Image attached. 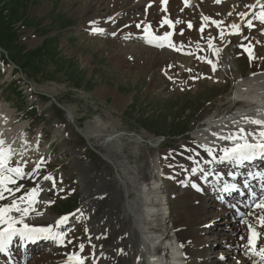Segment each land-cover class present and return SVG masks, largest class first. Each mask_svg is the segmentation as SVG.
<instances>
[{
  "label": "rangeland",
  "instance_id": "obj_1",
  "mask_svg": "<svg viewBox=\"0 0 264 264\" xmlns=\"http://www.w3.org/2000/svg\"><path fill=\"white\" fill-rule=\"evenodd\" d=\"M237 1L241 2L231 0L215 7L214 10H219L221 15L216 14L215 19L211 16L212 22L220 20L225 24L221 25L224 30L220 25L217 26L221 30L218 33L229 30L228 25L234 20L233 12L241 5ZM80 8L83 9L79 0H0V28L6 25L5 27L14 31V34L12 31L8 33L9 37L0 33V61L4 64H0V117L12 120L1 119L0 122L16 125L25 121L28 124L25 131L29 137L24 135L20 140L24 139V144L27 143L31 148V155L44 151L39 162L53 175V185L56 182L55 187L50 186L48 192L53 214L67 216L69 213H82L87 219L92 214L89 211H92L90 205L84 208L80 205L81 192L75 173L77 163L90 164L93 173L101 171L107 180L115 176L121 166L126 165H141L142 168L149 166L156 172L159 161L166 177L163 186L166 185L168 190L173 221L180 225L184 220L190 222L194 216L186 208L197 206V203H193L195 196L191 194L192 203L184 199L183 194L188 191V186L186 188L183 183H179L180 180L174 181L169 177L173 175L179 178L182 170L178 167L179 171H175L171 164L172 167L166 162L163 164L161 153L178 156L181 151L192 147L191 140H200L201 134L196 129L199 119L207 113L206 108H212L211 104L232 86L230 76L223 71V66L226 65L225 54L232 55V65L237 66L236 71L241 76L260 70L262 61L258 59V48L261 45L260 40H255L256 37H262L260 27L245 26L241 33L239 31V35L234 34L231 38L224 33V37L219 35L220 46L224 47L216 58L219 81L206 83L202 77L208 72V60L207 57L198 59L197 54L211 53L207 43L201 47V51L205 53L200 52L191 42L183 45L184 52H177L176 62L189 66L188 73L181 69V64L167 70L155 65L148 70L147 67L143 68L142 60L134 61L129 55L123 58L126 61L121 64L112 54L120 49L116 39H120L117 37V30L122 26L115 30L117 34L114 35V44L102 42L107 34L103 37L93 34L94 31L80 23V14H73V11H79ZM192 8L187 13L194 14L196 10L193 12ZM102 12L104 11L99 10V13ZM241 21L240 25L244 22ZM146 27L147 25L144 29ZM144 29L137 30L141 31L140 37L145 35ZM110 34L112 33L109 32L108 36ZM244 45L252 48L254 59L249 58ZM37 48L40 49L36 53L28 55ZM136 64L140 67H135ZM167 71L172 72L167 75ZM231 107L235 109L237 103L227 100L209 113L216 111L212 112L213 116L223 114ZM67 108L74 112L78 125L67 120ZM96 119L106 121L107 124L101 131L92 134L94 136L90 143L77 130L86 122L91 123ZM115 132L120 133L121 137L120 150L112 154L116 165L102 159L97 153L105 151L109 135ZM34 136H38L39 141ZM23 147L22 144L16 147L17 152ZM133 152H137L138 156L135 157ZM181 157L185 158V155L182 154ZM210 195H202L207 206L211 202ZM105 198L101 197V200ZM260 202L259 199L256 204ZM105 203L106 201L100 203L101 208L105 207ZM213 214L220 216L217 208L213 210ZM200 221L206 229L202 232L200 241L212 243L210 238H215L216 248L199 250L196 246L190 255L189 264H204L203 261L210 264H241L243 257H247L252 263L248 259L252 252H249V231L245 223L237 224L236 230L230 232L234 228L230 218H221L220 225L229 229L227 234L240 245L238 252L226 254L233 249L217 244V241H222L225 237L214 236L209 232L216 227L215 220L208 216L202 217ZM85 222L73 221L66 228L69 238H74L76 243L84 241L87 254H90L89 243L84 237L89 232ZM120 232L121 229H118L112 235L116 237ZM261 239L260 234L258 241L256 240V248L261 244ZM227 250L228 252L221 253L223 258L216 259V252L220 254Z\"/></svg>",
  "mask_w": 264,
  "mask_h": 264
},
{
  "label": "bare ground",
  "instance_id": "obj_2",
  "mask_svg": "<svg viewBox=\"0 0 264 264\" xmlns=\"http://www.w3.org/2000/svg\"><path fill=\"white\" fill-rule=\"evenodd\" d=\"M79 1H81L83 9L80 8L79 11H73V14H80L82 19L80 23L88 26V30L97 27L103 28L105 30L104 33L92 32L102 37L107 34V37L103 38L102 42L109 41L114 44L116 40L118 41L120 49L112 55L116 56L118 58L117 61L121 64L126 61L123 58L129 55L134 61L142 60L143 68L147 67L148 70L155 65H160L167 70L172 66L176 67L177 64L179 66L181 64V69H185V73H188L190 72L189 66L187 67L175 60L177 51H184L183 45H187L189 42L194 43L200 52L205 53L201 49L206 43L209 46V40L211 39L212 46H209L211 53L202 55H207V60H211L213 63H216L218 56L216 50L218 49L220 54L223 51L224 47L220 46L219 42V35L221 34L216 29L217 24H213L211 19V16L214 17L220 12L219 10H214L217 7L214 0H187L188 6H193L196 10L194 14L187 13V10L182 6L181 0ZM165 1L167 3L163 9L162 4ZM240 1H237V3L239 2L241 5L235 11L232 10L234 11V20L230 22L227 32V35L231 37L235 31L231 27L233 24L239 25L240 31L244 29L245 24L249 25V21H251L252 27L258 26L255 20L261 9L257 4V0ZM259 2L264 4L262 0H259ZM99 10L104 12L99 13ZM205 17L210 19L205 20ZM238 19L246 21L240 25ZM165 20L172 21L176 25L175 32L170 40L175 45L174 48L168 46V40H164L167 44L163 48L158 45L164 41L150 44L145 35L140 37L141 31L138 32L137 30L139 28L144 29L145 25L147 27L150 26L151 33L156 37L164 36L166 32L169 33L170 24L165 23ZM176 21L180 22L175 23ZM189 23L191 27H189ZM159 27L162 28L160 29ZM202 27L203 31H201ZM117 28L119 40H115L112 34L108 36L109 32L113 33ZM260 35L262 37L255 38L256 41L260 40L259 44L261 45L258 48L260 50L258 59L262 61L260 70L251 71L248 76H241L236 71L237 66L232 65V55H229V53L225 54L226 65L223 66V71H226L230 76L232 86L222 97L215 99L216 101L211 104L212 108H206L207 113L199 119L196 129L201 134L200 140H191L192 147L181 151L178 156L163 155L161 153L163 164L165 162L169 166L171 164L173 167H170L175 171H179L178 167L182 170V172H179V178L178 176H173L172 179L174 181L179 179L182 182L189 181L188 184L196 189V193L189 189L187 192H183V197L187 202L190 201L192 203L191 194H193L195 196L193 203H197V206L193 205L194 207L189 206L186 208L194 216L190 222L184 219L181 222L182 219L180 218V225L173 221V210H171L168 190L164 189L166 185L162 186L161 183L157 182L155 172L149 166L146 168H142L141 165L121 166L115 176L106 180L101 171L93 173L90 164L77 163L75 165V173L77 176L76 182L81 192L80 205L83 208L90 205L92 211H89L92 214H89L88 219L82 213L73 215L68 218L66 223L56 225L55 222L59 220L60 216L51 212L50 195L48 193V189L55 187L56 182L53 185L55 181L53 180V175L47 172L39 162V157L45 154L44 151H38V155H35L37 152L31 155V148L27 146V143L26 145L24 144V139L20 140L24 138V135H28L25 132V121L14 125L11 123V119L1 117L0 120H11V122H0V140L4 142L0 147L11 149L8 166H19L24 175L15 176L13 174L15 183L7 185L12 190L11 192L0 189L4 196L3 199H0V207L11 204L13 201H16L22 208L29 206L30 193L35 188L38 192L35 202L31 204L32 210L24 217L25 223L33 227L51 225L52 231L59 233L64 232L63 229L69 222L86 221L85 227L89 228V232L84 237L89 243L90 254L84 253V251L80 254V256L85 257V264H182L183 262L184 264H189L190 255L193 254L196 246H198L199 250L216 248L214 245L216 242L215 238H210L213 241L212 243H208L207 240L204 242L200 241L202 232L206 231L200 220L202 217L208 216L216 222V227L209 230L211 235L225 237L222 241H217V244L220 247L233 249V251L230 250L228 252L227 250L220 252V254L216 252L218 254L215 256L217 257L216 259L223 258L224 256L221 253L224 252H228L226 254L236 253L239 250L237 241L229 237V234H227L229 229L220 225L221 222H218L219 217L213 214L215 208L220 211L221 217L230 216L234 225L242 221L247 226L252 224L256 232L260 233L263 238V240L261 239L262 243L260 241L261 245L257 247L258 251L259 248L264 247V226L258 223V217L264 215V209L256 207V200L254 204L250 203L247 206V196L246 198L237 197L235 201L238 204V209L242 210L244 214L241 218H237L236 211L228 208L226 203L221 204L213 199L207 206L201 194L208 191L209 193H218L224 195V197L231 198V195L224 190L225 184H236L238 188H242L244 183H248L250 188L247 191L251 190L256 195V198L263 199V193L260 192L259 187L264 186V182L261 184L258 179L264 171V157H257L259 159L257 161H261L262 164L260 168L258 166L256 168L249 166V170H244L245 166L242 163L220 159L224 155L222 149L233 147L236 142H242L228 140L225 137L236 134L240 128L245 129L246 133H251L253 131L258 132L264 127V125L255 126L256 124L251 123L252 120H264V35ZM138 64L140 63L138 62ZM135 67L140 66L136 64ZM207 67L208 72L202 77L206 80L204 82H218V68L213 71L210 63H208ZM171 72L167 71L166 73L168 75ZM235 99H241V102L233 112L220 116H213L212 112L216 111L209 113L211 109L216 110L222 102ZM61 108L64 109L63 106ZM67 109V120L72 124L78 125L74 112L69 108ZM106 124V121L96 119L91 123L86 122L77 131L88 142L92 143L91 137L94 136L92 134L101 131L100 129L104 128ZM4 130L6 131L4 132ZM34 138L39 141L38 136H34ZM120 138V133L117 132L109 135L108 142L104 146L105 151L101 154L99 153L102 159L116 165L112 154H116L120 150ZM248 139L250 142H255L256 137L249 136ZM135 143L138 142L135 141ZM20 144L24 147L20 149V152H17L16 147L18 148ZM208 149H211V152ZM133 153L135 157L138 156L137 152ZM182 154L185 155V158L181 157ZM150 161L153 160L151 159ZM222 163L228 164L227 167L221 168ZM193 169L196 170L193 171ZM238 174L244 176L245 179L238 182L229 181V175ZM46 176L51 177V179H45ZM226 180L228 182H225ZM261 180H264L263 177ZM101 197H106L103 200L104 202L106 201L104 208H101L100 205L103 202ZM229 199L226 198L225 200ZM9 215L19 219L21 214L12 211ZM3 227L5 225L0 224V228ZM16 227L23 228V224L17 223ZM118 229H121V232L114 237L112 232L116 233ZM234 230L236 228L232 227L229 231ZM89 235L90 238L88 237ZM17 237H13V242L10 244L16 264H65L68 256L79 251L80 245L83 243V241H80L79 244H75L73 240H70L74 238H68L59 245L58 239L45 238L44 235H41L40 237L43 240L36 244L38 251L34 249V246L29 247L23 253V259H21L22 254L18 251L15 244V238L17 239ZM45 240L51 244L54 243V245L47 247L43 242ZM249 260L252 263L243 257L241 264H264V261H261L260 257L256 255ZM203 263L210 264L208 261H203ZM0 264H5V262L0 261Z\"/></svg>",
  "mask_w": 264,
  "mask_h": 264
},
{
  "label": "snow or ice",
  "instance_id": "obj_3",
  "mask_svg": "<svg viewBox=\"0 0 264 264\" xmlns=\"http://www.w3.org/2000/svg\"><path fill=\"white\" fill-rule=\"evenodd\" d=\"M219 2V0H217ZM187 3V0H186ZM257 4L259 5L261 11L259 12L257 18L264 22V4H260L259 0H257ZM255 7V5H253ZM205 20H208L210 18L205 17ZM180 21H176L175 23H179ZM93 23H95L93 21ZM165 23H168L170 25L173 24L172 21L165 20ZM214 24H217L219 26L222 22L213 21ZM139 27V25H137ZM251 21H249V27H252ZM189 27H191V24L189 23ZM232 29H234L233 34H238L240 31V26L233 24L231 25ZM92 31L103 33L105 30L103 28H93ZM146 39L148 40V43H154L157 41H164L168 40V38L172 35L171 33L166 32L164 36L162 37H156L151 33L150 26L146 27L144 29ZM201 31H203V27L201 28ZM116 33L113 32L112 35H115ZM223 36V33L221 32V37ZM160 47H163V43H159ZM168 46L169 47H175V45L168 40ZM209 46H212L211 39L209 40ZM243 46V45H242ZM248 51L249 58L254 59V53L252 48L249 46L245 49ZM216 54H219V50H216ZM212 65V70L216 71L217 64L213 63L211 60L208 61ZM171 79V77H169ZM251 123L256 125H264V120H252ZM254 136L256 137L255 142H250L248 137ZM225 139L233 140V141H242V142H236L233 147H226L222 149L224 155L220 158L221 160L227 161L232 160L236 163H243L245 161H252L255 160L258 156L264 157V127H262L258 132L253 131L251 133H246L245 129L240 128L238 132L234 135H229L225 137ZM3 141L0 140V145H3ZM209 152H211V149H208ZM10 152L11 149H5L3 147H0V189H4L6 191L11 192L12 190L7 187L10 183H15V180L13 179V174L15 176H22L24 175L22 169L19 166L16 167H9L8 162L10 158ZM196 169H193L195 171ZM45 179H51V177H45ZM237 187L236 184H225L224 190L228 191L229 189H235ZM38 190L33 188L32 192L30 193V199H29V206L27 207H20L16 201H13L11 204H6L3 207H0V224L5 225V227L0 228V252H8L9 251V245L13 242V237L19 236V238L23 240H35L39 238L41 235H44L45 238H55L60 241V243H63V240L66 236L64 232L54 233L52 231V226L49 225L47 227H33L27 223L24 222V217L28 215V213L32 210L31 204L35 202V197ZM3 192L0 191V199H3ZM256 207L264 209V199L261 200L259 204L256 205ZM12 211L20 213L19 219L17 217L9 215ZM68 220L67 216H62L57 220L55 223L56 225H60L63 223H66ZM243 222V221H242ZM21 223L23 224V228H17L16 224ZM258 223L261 226H264V215H261L258 217ZM249 229V236H248V246L249 250L256 256H259L261 261H264V247L259 248L257 251L256 249V240L259 237V233L256 232L255 227L252 224H248ZM83 245H80L81 251L83 250ZM65 264H85V257L80 256L78 253H73L70 256H68L67 261Z\"/></svg>",
  "mask_w": 264,
  "mask_h": 264
},
{
  "label": "trees",
  "instance_id": "obj_4",
  "mask_svg": "<svg viewBox=\"0 0 264 264\" xmlns=\"http://www.w3.org/2000/svg\"><path fill=\"white\" fill-rule=\"evenodd\" d=\"M5 25V24H4ZM6 26V25H5ZM5 26H2L0 29H2V32L0 31V33H1V35H5V37H9L8 36V33L10 32V31H12L11 29H9L8 27H5ZM12 34H14V31H12L11 32ZM40 48H37V49H35V50H33V51H31L30 53H28V55H31L32 53L34 54V53H36L38 50H39Z\"/></svg>",
  "mask_w": 264,
  "mask_h": 264
}]
</instances>
